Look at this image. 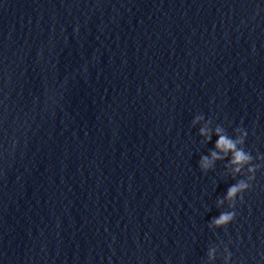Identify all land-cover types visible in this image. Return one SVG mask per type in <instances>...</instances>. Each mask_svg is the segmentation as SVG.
<instances>
[{
    "label": "water",
    "instance_id": "obj_1",
    "mask_svg": "<svg viewBox=\"0 0 264 264\" xmlns=\"http://www.w3.org/2000/svg\"><path fill=\"white\" fill-rule=\"evenodd\" d=\"M218 126L262 165L226 228ZM257 156L264 0H0V264H264Z\"/></svg>",
    "mask_w": 264,
    "mask_h": 264
},
{
    "label": "clouds",
    "instance_id": "obj_2",
    "mask_svg": "<svg viewBox=\"0 0 264 264\" xmlns=\"http://www.w3.org/2000/svg\"><path fill=\"white\" fill-rule=\"evenodd\" d=\"M203 115H197L192 124L195 125L199 120L203 119ZM235 132L238 135L235 138L229 136L221 127L215 129V134L218 139L215 142V147L210 151L209 155H202L198 165L202 172L207 173L209 170L215 167V162L218 160H224L231 155V159L228 161L232 165V172L234 176L244 172L245 168L248 173L245 179H239L236 183L232 184L228 189L225 197L217 201V204H222L224 200L232 201L230 207L233 210L223 211L218 217H214L210 221V227L226 228L236 218V212L234 211L239 198L240 202H243V193L251 190L252 181L255 179V172L262 167L261 164H254V157L252 154L245 150L241 145L245 144L247 131L243 127H237ZM199 135L205 138V142H210L212 139V133L207 126L199 129ZM221 153L223 155H221ZM255 159H264V156H257ZM214 249H210L208 252L209 258H213ZM232 258V253L228 251V255L225 258L226 264Z\"/></svg>",
    "mask_w": 264,
    "mask_h": 264
}]
</instances>
